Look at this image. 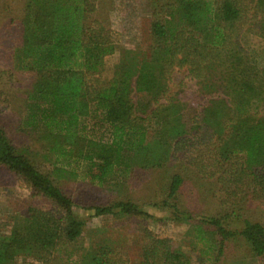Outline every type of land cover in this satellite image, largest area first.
<instances>
[{
	"label": "trees",
	"instance_id": "trees-1",
	"mask_svg": "<svg viewBox=\"0 0 264 264\" xmlns=\"http://www.w3.org/2000/svg\"><path fill=\"white\" fill-rule=\"evenodd\" d=\"M149 1L148 56L120 50L105 81V59L117 49L101 14L109 1L26 0L11 62L15 72L33 75L21 99L20 129L36 137L39 149L17 147L0 118V166L50 208H30L9 235H0V264H125L103 241L84 247L87 219L76 208L89 211L87 218L154 216L129 201L76 207L58 183L119 189L134 169L161 167L179 153L225 197L248 194L264 206V68L238 40L250 12L252 30L264 38V0ZM176 68L226 96L211 101L190 127L183 105L160 102ZM213 74L218 86L210 83ZM199 145L203 152L194 153ZM182 181L172 175L163 200L145 206L164 212L167 222L187 224L201 258L218 261L225 243L240 238L264 264V225L234 212L191 215L178 201ZM140 229L139 264H192L168 236Z\"/></svg>",
	"mask_w": 264,
	"mask_h": 264
},
{
	"label": "rangeland",
	"instance_id": "rangeland-1",
	"mask_svg": "<svg viewBox=\"0 0 264 264\" xmlns=\"http://www.w3.org/2000/svg\"><path fill=\"white\" fill-rule=\"evenodd\" d=\"M108 1L109 11L101 14L110 24L108 29L113 33L117 49L115 54L105 59L102 75L105 81L112 76L113 69L120 59V50L128 49L148 56L151 44L149 28L152 21L149 0ZM167 1L157 0L158 3ZM25 2L26 0H0V118L17 147L34 150L39 149L35 142L36 137L20 129L24 116L21 99L25 90L31 86L33 75L15 72L12 70L11 62L13 49L20 42V22ZM252 16L253 12H250L239 31L238 40L241 47L253 57L257 67L264 68V38L258 35L256 29L252 30L250 21ZM210 71H213V68ZM210 83L218 86V83H221L219 75L214 77L211 75ZM204 84L188 77L186 69L176 68L168 81L166 97L160 102L164 103L166 99L177 100L175 103H180L186 110L183 121L188 127L193 126L194 122L201 119L204 108L209 106L211 101L226 99L221 89L214 91L210 84ZM148 131L150 133L151 129H148L147 133ZM203 150L204 145L197 146V150L192 149L197 154ZM161 162V167L134 169L129 180L119 189L98 188L83 182L58 183L59 187L76 202L75 205H105L129 201L143 206L154 216L150 219L115 214L87 218L90 212L83 211L76 205V212L87 219L84 247L93 242L103 241L120 252L125 264H139L140 248L143 245L140 232L142 227L155 235L168 236L173 247L189 258L192 264H201V261L203 264H260L258 259L251 256L249 248L240 238L225 243L224 255L218 261L213 262L206 256L201 258L199 253L201 244L196 245L195 241H192L187 224L167 222L164 212L145 205L163 200L171 176L179 175L183 181L178 201L193 216L219 217L224 213L234 212L235 216L239 215L264 225V206L252 201L248 194H241L237 199L225 197L214 180L198 176L196 170L187 164V160L181 157L180 153L175 159L169 157V160L164 159ZM36 165L40 166V163L36 161ZM43 168L46 171L44 166ZM30 208L48 209L50 205L32 197L23 183L0 166V235H9L14 223L17 224L21 215ZM235 226L239 227V223ZM28 261L33 262L31 258H28ZM21 262L22 260H17V264Z\"/></svg>",
	"mask_w": 264,
	"mask_h": 264
}]
</instances>
